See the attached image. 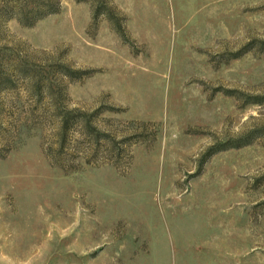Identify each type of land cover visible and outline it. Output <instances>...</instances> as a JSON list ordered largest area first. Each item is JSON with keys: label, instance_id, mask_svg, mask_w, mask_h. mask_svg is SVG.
<instances>
[{"label": "rangeland", "instance_id": "rangeland-1", "mask_svg": "<svg viewBox=\"0 0 264 264\" xmlns=\"http://www.w3.org/2000/svg\"><path fill=\"white\" fill-rule=\"evenodd\" d=\"M50 3L0 0V264H264V0Z\"/></svg>", "mask_w": 264, "mask_h": 264}, {"label": "trees", "instance_id": "trees-1", "mask_svg": "<svg viewBox=\"0 0 264 264\" xmlns=\"http://www.w3.org/2000/svg\"><path fill=\"white\" fill-rule=\"evenodd\" d=\"M50 0H39V4L35 5L34 7H31L32 9L25 13V17L31 18L30 21H27L29 23H23L26 26L31 25L35 20L43 17L44 15L55 13L56 10H53V7H51ZM24 12V11H23ZM20 22H23L22 19H19Z\"/></svg>", "mask_w": 264, "mask_h": 264}]
</instances>
